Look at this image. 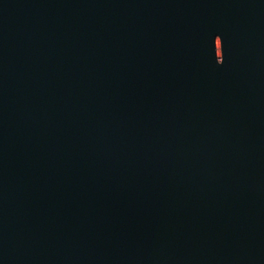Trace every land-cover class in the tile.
<instances>
[{
    "label": "water",
    "instance_id": "1",
    "mask_svg": "<svg viewBox=\"0 0 264 264\" xmlns=\"http://www.w3.org/2000/svg\"><path fill=\"white\" fill-rule=\"evenodd\" d=\"M0 264H264V0H0Z\"/></svg>",
    "mask_w": 264,
    "mask_h": 264
}]
</instances>
